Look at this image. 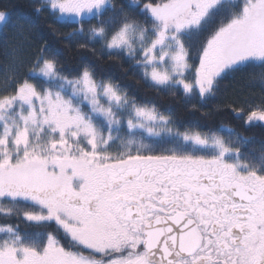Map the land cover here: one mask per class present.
Wrapping results in <instances>:
<instances>
[{
	"label": "snow or ice",
	"instance_id": "obj_1",
	"mask_svg": "<svg viewBox=\"0 0 264 264\" xmlns=\"http://www.w3.org/2000/svg\"><path fill=\"white\" fill-rule=\"evenodd\" d=\"M52 37L211 121L264 127V0H28ZM74 26V27H73ZM70 27L65 32L63 29ZM0 264H264V143L182 123L0 8ZM262 95L212 111L228 76Z\"/></svg>",
	"mask_w": 264,
	"mask_h": 264
},
{
	"label": "trees",
	"instance_id": "obj_2",
	"mask_svg": "<svg viewBox=\"0 0 264 264\" xmlns=\"http://www.w3.org/2000/svg\"><path fill=\"white\" fill-rule=\"evenodd\" d=\"M0 8L8 9L13 17H20L33 22L42 34L48 37L53 50L64 63L67 70L73 69L81 60L92 62L96 65L98 72L105 76L113 77L119 83L126 86L138 99L142 101L150 100L162 110L171 109L182 123L198 122L205 128H218L221 124L235 126L241 134L254 138L253 143L243 149L246 152L250 151L252 147H259L261 143H264V127L254 126L244 128L242 122L233 119L232 113L228 110L214 112V118L211 121L205 120L200 112L187 110L179 96L172 97L167 94L157 93L147 88L143 83H137L127 63L121 67L119 61H109L106 58L104 60H97L91 53L77 50L75 46L71 49L65 48L62 42L63 38L52 37L43 18L33 14L31 8L28 6V0H0ZM63 30L67 32L71 28L65 27ZM3 41L4 34L0 33V45L3 44ZM3 71L4 63L2 56H0V74ZM261 95L262 91L259 81L252 80L247 73L228 76L221 82L217 96L209 103L203 105V110L212 111L217 105L223 109L224 106L230 103H236L244 99L257 103Z\"/></svg>",
	"mask_w": 264,
	"mask_h": 264
},
{
	"label": "rangeland",
	"instance_id": "obj_3",
	"mask_svg": "<svg viewBox=\"0 0 264 264\" xmlns=\"http://www.w3.org/2000/svg\"><path fill=\"white\" fill-rule=\"evenodd\" d=\"M0 83H2V78L0 79Z\"/></svg>",
	"mask_w": 264,
	"mask_h": 264
}]
</instances>
